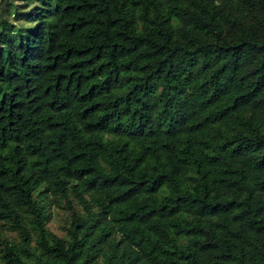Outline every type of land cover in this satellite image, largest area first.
<instances>
[{"label":"trees","instance_id":"obj_1","mask_svg":"<svg viewBox=\"0 0 264 264\" xmlns=\"http://www.w3.org/2000/svg\"><path fill=\"white\" fill-rule=\"evenodd\" d=\"M24 1L0 17L2 264H264V0Z\"/></svg>","mask_w":264,"mask_h":264},{"label":"rangeland","instance_id":"obj_2","mask_svg":"<svg viewBox=\"0 0 264 264\" xmlns=\"http://www.w3.org/2000/svg\"><path fill=\"white\" fill-rule=\"evenodd\" d=\"M10 2H14V4L12 5L13 8H16L17 6V8L22 11L28 9V7L34 2L26 3L24 0H0V17H7L10 21L14 22L15 24L26 22L24 21L22 14L18 13L17 15H15L16 11L13 8L11 9ZM44 196L45 193H41L40 188H37L35 190V197L37 200H43ZM47 199V209L49 212V218L46 221L47 227L56 234L67 237L66 226L70 220L71 209L64 203L63 198H57L50 195ZM73 206L75 208L79 207L75 200L73 201ZM3 231L10 240H13L15 242L19 241L18 233L15 230L7 226H3ZM0 264H2L1 260Z\"/></svg>","mask_w":264,"mask_h":264}]
</instances>
